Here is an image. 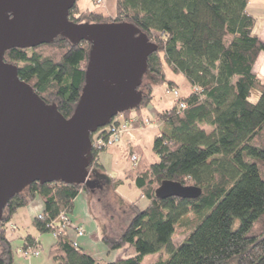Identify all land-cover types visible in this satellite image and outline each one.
<instances>
[{
  "label": "trees",
  "instance_id": "obj_1",
  "mask_svg": "<svg viewBox=\"0 0 264 264\" xmlns=\"http://www.w3.org/2000/svg\"><path fill=\"white\" fill-rule=\"evenodd\" d=\"M249 1L116 0L113 16L81 11L76 2L71 20L131 22L158 45L144 74L151 81L142 80L139 86L141 104L123 112L136 114L134 126L142 124L140 108L153 98L157 81L175 87L166 77L165 64L182 73L192 91L186 96L173 93L175 104L156 115L163 123L153 144L158 160L137 154L136 165L127 172L149 203L141 209L138 199L132 201L124 230L103 236L111 249L130 246L134 254L99 259L75 246L70 229L57 219L62 210H71L79 191L92 193L105 183L99 154L93 150L89 170L94 187L35 181L10 198L0 219V264L14 263L13 214L37 195L44 209L33 223L41 232L55 233L49 254L56 264H143L146 254L162 250L168 257L153 264H264V85L255 72L264 40L254 32L256 18L248 10ZM90 49L86 40L72 43L60 35L35 47L9 48L4 59L18 66L20 77L47 103L70 116L85 83ZM255 89L259 97L252 101ZM117 116L98 132L106 136L109 127L119 124ZM165 179L202 192L197 197L158 198L156 188ZM178 230L189 233L176 245ZM37 246L35 236L24 238V250Z\"/></svg>",
  "mask_w": 264,
  "mask_h": 264
},
{
  "label": "water",
  "instance_id": "obj_2",
  "mask_svg": "<svg viewBox=\"0 0 264 264\" xmlns=\"http://www.w3.org/2000/svg\"><path fill=\"white\" fill-rule=\"evenodd\" d=\"M77 0H0V219L15 194L35 181L96 185L90 175L92 134L141 104L139 89L158 45L127 21L76 22ZM91 43L85 83L70 116L47 103L4 59L12 47H35L58 36ZM202 189L165 179L158 198L197 197Z\"/></svg>",
  "mask_w": 264,
  "mask_h": 264
},
{
  "label": "crops",
  "instance_id": "obj_3",
  "mask_svg": "<svg viewBox=\"0 0 264 264\" xmlns=\"http://www.w3.org/2000/svg\"><path fill=\"white\" fill-rule=\"evenodd\" d=\"M77 3L81 11L90 9L108 16H113L116 13V0L108 3L106 0L99 5L95 0H77ZM165 72L167 79L172 80L175 87H180L182 95L186 96L191 93L190 82L182 73H175L167 64H165ZM174 99L176 100V97ZM172 106V101L164 95L162 88L154 84L153 98L139 111L142 116L153 118L152 123L130 128L119 141L104 149L100 153L99 164L104 168L105 183L101 187H97L92 193L85 190L79 191L73 200L72 208L69 211L70 218L73 223L81 224L85 228L83 235H73V237L79 242L81 248L93 256L104 261H112L134 254L135 251L130 253V246L111 249L105 243L103 236L109 234L104 232V228L95 214V202L102 203L103 200H106L104 205H110L109 200L112 199L118 203L120 209L122 207V210H125L123 207H126L127 203L131 204L132 201L143 196L139 188V197L135 199L128 197L129 195L123 189L124 184L127 183L130 187L133 184L138 187L133 180L127 177V172L133 167L130 157L135 152L139 156L144 155L151 162L158 160L159 157L153 150V144L163 123L157 119L156 115ZM91 173L90 171V175ZM110 179H114V182H110ZM43 209L44 201L41 196L37 195L33 201L19 207L13 214L10 221L13 226L11 236L15 248L13 264H56V261L49 254L50 247L56 240L54 233L52 231L41 232L33 223L34 217L41 214ZM29 234L37 238L39 253L27 256L24 253L23 244L24 238Z\"/></svg>",
  "mask_w": 264,
  "mask_h": 264
},
{
  "label": "rangeland",
  "instance_id": "obj_4",
  "mask_svg": "<svg viewBox=\"0 0 264 264\" xmlns=\"http://www.w3.org/2000/svg\"><path fill=\"white\" fill-rule=\"evenodd\" d=\"M106 1V0H105ZM114 0H107L108 2H113ZM99 5V3H98ZM248 10L253 16L256 18V25L254 27V32L258 36H260L261 39L264 40V0H250L248 5ZM255 72L257 73L259 79L261 80L262 84L264 85V55L261 54L258 58L256 65H255ZM150 80V77L148 75H145L143 78V82H148ZM151 81V80H150ZM155 85L158 87L160 86L162 88V92L165 96L170 98L172 101V104H175V95L173 92H168L167 90V83L157 81ZM180 90V87H178ZM192 90V87H191ZM181 93V90H180ZM259 97V91L257 89L253 90V93L251 95L252 101H257ZM153 121V118H150ZM132 161V160H131ZM128 184V183H127ZM124 184L123 189L125 192L129 195H126L130 198H137L139 197V189L134 184L132 187L129 186V184ZM129 199V198H128ZM138 206L143 209L146 207V205L149 203V199L143 195L138 198ZM106 200H103L102 203L95 202V214L101 223L102 227L104 228V232L108 233L109 235L118 236L126 227L128 224L130 217L133 213V209L130 206V204H126L125 210H122L118 207V203L113 201L112 199L109 200L110 205H104ZM189 231H183L178 230L177 233L174 235L173 243L178 244L181 241L184 240V238L188 235ZM74 231L72 230V237H73ZM74 238V237H73ZM76 240V238H74ZM77 241V240H76ZM79 244V242H77ZM135 249L131 247V252L133 253ZM168 257V253L165 250H162L160 252L156 253H149L144 256L143 264H153L154 262L166 259ZM230 264H236V262H232Z\"/></svg>",
  "mask_w": 264,
  "mask_h": 264
},
{
  "label": "built area",
  "instance_id": "obj_5",
  "mask_svg": "<svg viewBox=\"0 0 264 264\" xmlns=\"http://www.w3.org/2000/svg\"><path fill=\"white\" fill-rule=\"evenodd\" d=\"M95 1L96 3H99V4H103L105 2V0H95ZM167 91L168 92L172 91L176 96L180 95V90L177 87L169 88ZM181 106H184V104L181 103ZM117 117H118L119 124L116 126H111V127L108 126L109 133L106 136L98 132L101 128L98 129V131H96L94 134H92V151L93 150L97 151V153L99 154L98 156H100V153L103 151L104 148H107L108 146L119 141L130 128L134 127L133 123L139 120L136 114L134 113L130 114L129 116H126L123 112H121L119 113ZM140 119L142 122L140 126H146L152 123V120L148 116L147 117L142 116ZM130 158L132 160L131 161L132 166L136 165L137 159H138L137 153L135 152L132 153ZM57 219L62 224V226L70 229L71 233L73 230L74 231L73 235L81 236L85 233V228L83 225L73 223V221L70 218L69 211L62 210L59 213ZM72 240L75 246L80 247L77 241L73 237H72ZM24 253L27 256L38 254L39 249L37 247H30V248L25 249Z\"/></svg>",
  "mask_w": 264,
  "mask_h": 264
}]
</instances>
